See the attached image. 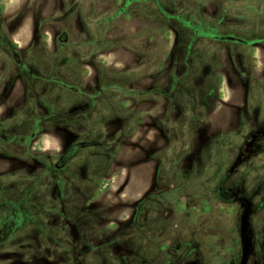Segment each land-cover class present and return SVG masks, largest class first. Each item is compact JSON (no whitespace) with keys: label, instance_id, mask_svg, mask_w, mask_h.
<instances>
[{"label":"rangeland","instance_id":"1","mask_svg":"<svg viewBox=\"0 0 264 264\" xmlns=\"http://www.w3.org/2000/svg\"><path fill=\"white\" fill-rule=\"evenodd\" d=\"M257 127L264 0H0V264H264Z\"/></svg>","mask_w":264,"mask_h":264},{"label":"flooded vegetation","instance_id":"2","mask_svg":"<svg viewBox=\"0 0 264 264\" xmlns=\"http://www.w3.org/2000/svg\"><path fill=\"white\" fill-rule=\"evenodd\" d=\"M14 54H17L18 51L15 49L13 50ZM144 120V118H143ZM264 138V128L257 127L254 128L250 133L247 135V139L243 142L242 146L239 149V152L237 154L236 159L232 163V165L229 167L228 171L233 172L238 167V165L242 162H244L247 159V156L252 152V154L257 153H264V148L256 147L255 143L257 140ZM84 143L82 141H79L77 143H73L68 145L66 148H64L63 151L58 156V159L55 162V166L57 168H63L70 160L73 159L75 154L78 152V149L82 147ZM65 153H70L71 156L66 161L62 162L61 164V157ZM224 178V177H223ZM257 196V189H254V193L249 199V205L251 208V214H250V223L248 224V228L245 232L246 239L249 240V247H248V254L246 255V259H244V252H243V242H242V235H241V252L238 254L237 259L235 260L234 264H249L251 260L255 262L256 260V228L258 226V219L259 218V211L255 210L257 205V199L255 198ZM245 212L248 214V211L245 209ZM18 220V214H16V210L11 211V213L7 216H5L4 219L0 222V244L9 240L12 236V234L16 230V221ZM242 234V231H241ZM190 264H200L198 261L191 260Z\"/></svg>","mask_w":264,"mask_h":264},{"label":"water","instance_id":"3","mask_svg":"<svg viewBox=\"0 0 264 264\" xmlns=\"http://www.w3.org/2000/svg\"><path fill=\"white\" fill-rule=\"evenodd\" d=\"M248 228V214L244 211L241 218V231H242V242H243V252H244V259H246V255L248 254V247H249V240L244 238L246 237V230Z\"/></svg>","mask_w":264,"mask_h":264},{"label":"trees","instance_id":"4","mask_svg":"<svg viewBox=\"0 0 264 264\" xmlns=\"http://www.w3.org/2000/svg\"><path fill=\"white\" fill-rule=\"evenodd\" d=\"M70 156H71L70 153H65V154H63L62 157H61V164H62V162H64V161H66L67 159H69Z\"/></svg>","mask_w":264,"mask_h":264}]
</instances>
